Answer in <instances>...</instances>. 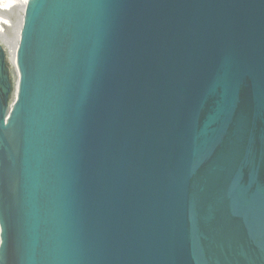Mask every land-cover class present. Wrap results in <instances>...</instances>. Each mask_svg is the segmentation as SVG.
Returning <instances> with one entry per match:
<instances>
[{
    "label": "water",
    "instance_id": "95a60500",
    "mask_svg": "<svg viewBox=\"0 0 264 264\" xmlns=\"http://www.w3.org/2000/svg\"><path fill=\"white\" fill-rule=\"evenodd\" d=\"M0 46V264H264V0H27Z\"/></svg>",
    "mask_w": 264,
    "mask_h": 264
},
{
    "label": "bare ground",
    "instance_id": "6f19581e",
    "mask_svg": "<svg viewBox=\"0 0 264 264\" xmlns=\"http://www.w3.org/2000/svg\"><path fill=\"white\" fill-rule=\"evenodd\" d=\"M26 1L27 0H0V46L6 54L9 63L10 80L12 81L11 95L6 115L10 110L14 109L18 97L19 70L17 66V50L21 37ZM12 14H15V16L13 17Z\"/></svg>",
    "mask_w": 264,
    "mask_h": 264
},
{
    "label": "rangeland",
    "instance_id": "374dc122",
    "mask_svg": "<svg viewBox=\"0 0 264 264\" xmlns=\"http://www.w3.org/2000/svg\"><path fill=\"white\" fill-rule=\"evenodd\" d=\"M8 8V7H7ZM10 11V10H9ZM8 12V11H7ZM14 12H16V11H14ZM12 16L14 17L15 16V14H12ZM4 59H5V61H6V63H7V66H8V80L9 81H11L10 80V75H9V63H8V61H7V58H6V54H5V52H4ZM12 82V81H11Z\"/></svg>",
    "mask_w": 264,
    "mask_h": 264
}]
</instances>
